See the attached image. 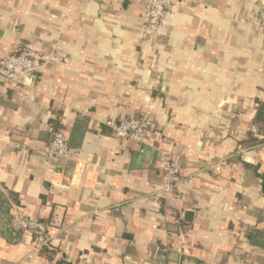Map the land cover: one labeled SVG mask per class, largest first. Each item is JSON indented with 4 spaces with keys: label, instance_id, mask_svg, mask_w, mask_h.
Returning <instances> with one entry per match:
<instances>
[{
    "label": "crops",
    "instance_id": "1",
    "mask_svg": "<svg viewBox=\"0 0 264 264\" xmlns=\"http://www.w3.org/2000/svg\"><path fill=\"white\" fill-rule=\"evenodd\" d=\"M176 1L154 37L148 0H0L1 53L56 55L0 79V264H264V0ZM124 115L151 122L144 144L113 136Z\"/></svg>",
    "mask_w": 264,
    "mask_h": 264
},
{
    "label": "built area",
    "instance_id": "2",
    "mask_svg": "<svg viewBox=\"0 0 264 264\" xmlns=\"http://www.w3.org/2000/svg\"><path fill=\"white\" fill-rule=\"evenodd\" d=\"M176 0H148L144 15L145 33L150 36L161 35L169 22L176 16L174 5ZM55 53L43 56L32 45H24L11 54L0 52V79L20 85H28L36 77V72L42 65L41 61L55 59ZM113 129V136L118 139L135 140L144 144L151 122L134 116H121L117 121H108ZM49 153L54 156H67L71 153L68 140L61 130L54 133ZM183 171L176 161L166 160L162 183V195L173 196L182 181ZM16 225L28 230H44L45 226L31 217L18 216L14 219Z\"/></svg>",
    "mask_w": 264,
    "mask_h": 264
},
{
    "label": "trees",
    "instance_id": "3",
    "mask_svg": "<svg viewBox=\"0 0 264 264\" xmlns=\"http://www.w3.org/2000/svg\"><path fill=\"white\" fill-rule=\"evenodd\" d=\"M254 124L256 125V126H258V128L263 132V134H264V102H259L258 103V108H257V112H256V115H255V117H254ZM58 129V125H55V128L53 129L54 130V132L56 131ZM264 140V139H263ZM260 141H262V140H260V139H258V138H256V137H254V135H250V138L247 140V141H244V144L245 145H249V146H251V145H253V144H256V143H258V142H260ZM9 193H10V195L12 196V197H16V194L17 193H15V192H13V191H9ZM17 202H19V201H17ZM182 224H183V222H182ZM178 225H181V222L180 223H178ZM42 233L40 232H35L34 233V236L35 237H37V236H40ZM43 252L44 253H46L49 257H52L54 254H55V249L54 248H52V247H49V246H44V248H43ZM63 263H65V261H63V260H59V261H57V264H63ZM66 264H72V263H66Z\"/></svg>",
    "mask_w": 264,
    "mask_h": 264
}]
</instances>
